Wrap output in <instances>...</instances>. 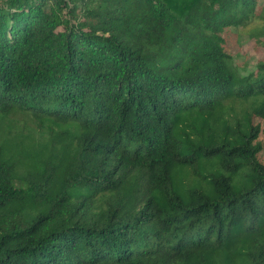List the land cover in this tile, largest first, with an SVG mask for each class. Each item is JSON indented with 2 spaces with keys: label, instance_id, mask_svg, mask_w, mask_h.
I'll list each match as a JSON object with an SVG mask.
<instances>
[{
  "label": "trees",
  "instance_id": "1",
  "mask_svg": "<svg viewBox=\"0 0 264 264\" xmlns=\"http://www.w3.org/2000/svg\"><path fill=\"white\" fill-rule=\"evenodd\" d=\"M255 22L264 0H0V264H264V49L247 71L230 43L264 48Z\"/></svg>",
  "mask_w": 264,
  "mask_h": 264
},
{
  "label": "rangeland",
  "instance_id": "2",
  "mask_svg": "<svg viewBox=\"0 0 264 264\" xmlns=\"http://www.w3.org/2000/svg\"><path fill=\"white\" fill-rule=\"evenodd\" d=\"M256 24L264 26V23L262 22H255L254 25ZM254 25L248 27V29L251 30V27ZM246 31H242L239 37L233 36L230 40V43L232 47L241 46V50H239L240 52L234 53L235 59L243 69L251 71L255 68L257 60L262 56L261 50L264 48L262 45H255L254 38L249 40V33Z\"/></svg>",
  "mask_w": 264,
  "mask_h": 264
}]
</instances>
